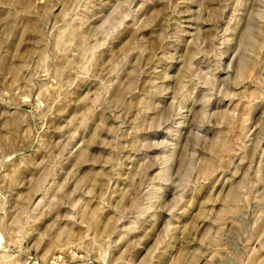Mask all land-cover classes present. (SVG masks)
I'll list each match as a JSON object with an SVG mask.
<instances>
[{
	"label": "rangeland",
	"instance_id": "obj_1",
	"mask_svg": "<svg viewBox=\"0 0 264 264\" xmlns=\"http://www.w3.org/2000/svg\"><path fill=\"white\" fill-rule=\"evenodd\" d=\"M0 264H264V0H0Z\"/></svg>",
	"mask_w": 264,
	"mask_h": 264
}]
</instances>
